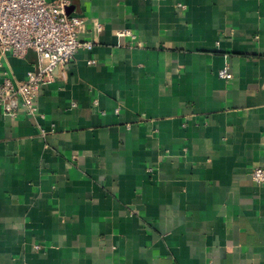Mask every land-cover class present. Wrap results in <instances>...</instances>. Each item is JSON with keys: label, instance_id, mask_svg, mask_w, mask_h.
I'll return each mask as SVG.
<instances>
[{"label": "crops", "instance_id": "1", "mask_svg": "<svg viewBox=\"0 0 264 264\" xmlns=\"http://www.w3.org/2000/svg\"><path fill=\"white\" fill-rule=\"evenodd\" d=\"M69 12L94 48L39 115L0 104V264H264V0ZM36 63L0 51V81Z\"/></svg>", "mask_w": 264, "mask_h": 264}, {"label": "built area", "instance_id": "2", "mask_svg": "<svg viewBox=\"0 0 264 264\" xmlns=\"http://www.w3.org/2000/svg\"><path fill=\"white\" fill-rule=\"evenodd\" d=\"M70 6L71 0H0V51L20 58L30 50L37 54V63L28 71L26 79H17L10 68L3 72L0 104L6 113L17 115L24 107L29 115H39L37 98L42 86L53 80L58 70L66 68L80 50L94 48V39L82 40L86 18L69 12ZM94 22L95 29L100 30L101 24ZM117 33L131 35L124 29ZM220 75L232 78L228 67ZM252 177L264 184V167H255Z\"/></svg>", "mask_w": 264, "mask_h": 264}]
</instances>
